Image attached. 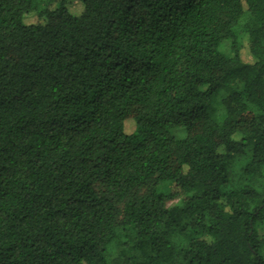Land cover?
<instances>
[{
	"label": "trees",
	"instance_id": "1",
	"mask_svg": "<svg viewBox=\"0 0 264 264\" xmlns=\"http://www.w3.org/2000/svg\"><path fill=\"white\" fill-rule=\"evenodd\" d=\"M0 264H264V0H0Z\"/></svg>",
	"mask_w": 264,
	"mask_h": 264
},
{
	"label": "rangeland",
	"instance_id": "2",
	"mask_svg": "<svg viewBox=\"0 0 264 264\" xmlns=\"http://www.w3.org/2000/svg\"><path fill=\"white\" fill-rule=\"evenodd\" d=\"M69 10H70L73 14H78V13L81 12L82 8H81L80 5H77L76 3H71V2H70ZM26 21H27V23H35V21H36L35 15H34V14H30V15H28ZM228 48H229V43L226 42V43L223 44V46H221V51H222L223 53H225V54H228ZM132 129H133V124L130 123V122H127V123L125 124V132H126V133H130V132L132 131ZM171 133H172V136H173L174 138H181V137H182V132L179 131V130L173 131V132H171ZM221 151H222V150H221ZM235 166H236V164H235ZM230 182H231V181H230ZM229 184H230V183H229ZM170 189H172L171 186H168V185L165 186V185H164V186H161V187H160L159 191H160L161 193H163L165 196H167V195H168V191H169ZM178 200H179V198H176V199H173V200H169V199H168V200L166 201V206H167L168 208H170V207L174 206V205L178 202ZM117 232L119 233V231H117Z\"/></svg>",
	"mask_w": 264,
	"mask_h": 264
}]
</instances>
